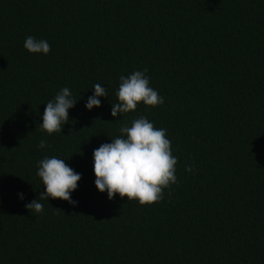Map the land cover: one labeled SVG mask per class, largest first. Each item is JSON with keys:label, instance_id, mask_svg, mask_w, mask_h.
<instances>
[{"label": "trees", "instance_id": "16d2710c", "mask_svg": "<svg viewBox=\"0 0 264 264\" xmlns=\"http://www.w3.org/2000/svg\"><path fill=\"white\" fill-rule=\"evenodd\" d=\"M144 69L164 103L113 117L119 77ZM96 83L108 96L89 111ZM64 87L77 103L49 135ZM140 116L178 159L177 184L143 206L109 200L93 171V150ZM45 156L81 174L77 203L30 213ZM0 264H264V0H0Z\"/></svg>", "mask_w": 264, "mask_h": 264}, {"label": "clouds", "instance_id": "9594fccd", "mask_svg": "<svg viewBox=\"0 0 264 264\" xmlns=\"http://www.w3.org/2000/svg\"><path fill=\"white\" fill-rule=\"evenodd\" d=\"M24 48L30 53L51 51V45L45 40L28 36ZM147 69L134 71L128 76L121 75L116 96L118 102L112 104L113 117L134 112L141 102L146 106L157 107L164 103V98L150 86ZM94 94L85 104L89 111L101 106L100 97H107L108 91L101 84L93 86ZM77 103L71 90L62 88L52 100L46 103L39 127L48 133H61L69 121V110ZM120 135L103 143L93 150V171L95 186L101 193L107 192L109 200L117 194L127 200H137L140 205L159 203L164 199V190L177 184L178 159L173 155L171 141L167 130L157 128L145 116L124 123L119 128ZM39 149L50 147L46 140L37 145ZM185 171L192 172L193 166L186 165ZM36 175L41 179L44 191L39 199L35 198L25 204L31 213L43 212V200L59 199L75 205L71 194L78 188L81 174L76 173L64 159L45 156L38 162ZM23 199V194H20Z\"/></svg>", "mask_w": 264, "mask_h": 264}]
</instances>
